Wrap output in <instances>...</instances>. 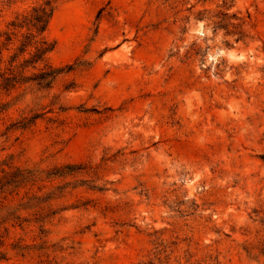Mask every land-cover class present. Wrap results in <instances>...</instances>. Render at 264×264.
<instances>
[{"label":"rangeland","instance_id":"1","mask_svg":"<svg viewBox=\"0 0 264 264\" xmlns=\"http://www.w3.org/2000/svg\"><path fill=\"white\" fill-rule=\"evenodd\" d=\"M44 1L0 0L3 69ZM47 37L66 72L2 96L0 135L41 117L0 136V168L76 172L31 191L48 233L0 264H264V0H61Z\"/></svg>","mask_w":264,"mask_h":264},{"label":"trees","instance_id":"2","mask_svg":"<svg viewBox=\"0 0 264 264\" xmlns=\"http://www.w3.org/2000/svg\"><path fill=\"white\" fill-rule=\"evenodd\" d=\"M61 0H46L43 3L34 6L32 11L22 19L19 17L14 20L10 26L14 30L27 29L25 40L21 46L20 54H25L31 47L34 51L30 53L29 58L13 67L19 54L12 56L11 65L6 69L2 68L3 47L0 46V115L10 110L17 101H5L2 96H11L15 91L23 86L26 90L38 91L50 90L54 87L58 78L66 72L65 68H56L48 60L49 54L56 48V43L50 41L47 37L50 22L54 16L57 3ZM9 35V40L12 38ZM42 66V67H41ZM32 68L34 71L31 75L26 74V70ZM41 117L40 113H34L30 118L25 117L23 120L12 122L7 131L0 136L8 135L10 132L19 129H28L36 124ZM76 170L74 166L64 168H54L49 171L42 170L38 167L19 166L7 164L0 168V263L11 260L12 255L25 256L26 249L29 245L25 243L24 237L13 238L15 231L18 229L27 232V228L32 224H39L40 236H46L47 218L49 215L37 213L35 219L22 215V212L32 210L35 207H41L42 203L49 201L52 194L47 196L30 195L31 191L40 183L55 178L64 177L72 174ZM43 186H39L42 191ZM22 190H26L25 195L19 199ZM24 199H28L23 202ZM19 202L16 204V201Z\"/></svg>","mask_w":264,"mask_h":264}]
</instances>
